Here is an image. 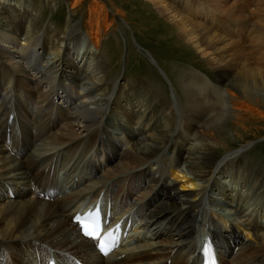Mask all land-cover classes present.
I'll list each match as a JSON object with an SVG mask.
<instances>
[{"label": "bare ground", "instance_id": "obj_1", "mask_svg": "<svg viewBox=\"0 0 264 264\" xmlns=\"http://www.w3.org/2000/svg\"><path fill=\"white\" fill-rule=\"evenodd\" d=\"M91 1L82 41L78 22L47 38L26 0H0V264H202L206 239L221 264H264V159L219 157L214 138L223 114L264 119V0H149L218 72L181 75L188 139L174 135L179 111L160 88L110 83L99 48L115 19ZM99 203L130 228L128 244L101 259L73 221Z\"/></svg>", "mask_w": 264, "mask_h": 264}, {"label": "rangeland", "instance_id": "obj_2", "mask_svg": "<svg viewBox=\"0 0 264 264\" xmlns=\"http://www.w3.org/2000/svg\"><path fill=\"white\" fill-rule=\"evenodd\" d=\"M26 1L29 7L40 15L39 25L49 30L48 34H45L47 38L53 37L55 33L69 32L78 22L80 25L78 26L77 33H80L82 41L86 39V34L81 23L88 17V4L92 2L91 0H82L77 5H72L73 0ZM101 1H105L104 3L109 10L108 21L115 19L113 21L115 25L111 28L109 27L99 48V52L103 54L105 63H107V69H110V83H114L115 81L118 84L126 83L130 79L138 82L148 81L154 84L155 87L157 86L158 89L160 88V92L166 95V97L173 99L175 110L179 111V108L182 109L184 100L182 94L185 91L184 87L180 86L182 74L189 75L192 71L198 70V75H201L202 72L210 77V79H214L217 76L218 72L207 66L204 56L199 51L194 50L190 43L183 42L178 37L179 35L177 36V29L174 23L159 13L157 7H155V3L149 0ZM51 29L54 30L53 33H50ZM82 51L80 50V54ZM201 61L204 64L203 67L199 66ZM81 63L89 64L92 67L95 60L86 56L81 60ZM205 66L206 69L204 68ZM62 80L69 82L72 79L66 72ZM86 82L92 83L89 76L86 77ZM89 86L77 87L80 92H86L90 99ZM179 113L180 111L178 112V119H181V113ZM107 114H109V111ZM115 117H117V123L122 122H120L121 124L116 130L121 133L124 131L123 128L120 129L124 123V119L118 114ZM239 120L240 122L238 123L237 119L229 118V116L227 117L224 114L218 119L216 128H214V138L217 142H220L217 152L218 156L224 157L229 154L226 159L242 156L248 161L255 162L263 167L261 159H264V119L259 120L256 117L248 116L245 120H241V118ZM182 122L183 117L178 122L174 135L182 131V137L179 139H188L189 133L183 127ZM218 126H220V129H218ZM110 129L113 130V128ZM125 133H121V136L122 140L127 143ZM245 144L248 145L236 152L237 149ZM231 153L234 154L230 155ZM173 159L177 158L173 155ZM236 172L234 169V173ZM180 180L173 176H170V178L168 176L169 182L174 183L176 181L178 188L182 189L180 184L183 182ZM182 190L184 192L189 191L188 188L187 190L184 188ZM209 194L212 196L211 200L216 197L212 191ZM262 201L264 202V197ZM218 203V201H212L209 202V205L214 210H219ZM227 210L225 209V213L233 221L239 220L241 222L245 219V217L241 218L239 215L233 216L232 213L234 212ZM258 223L259 225H263L264 219L259 220ZM143 236L145 237V235ZM183 245L185 244L181 246Z\"/></svg>", "mask_w": 264, "mask_h": 264}]
</instances>
